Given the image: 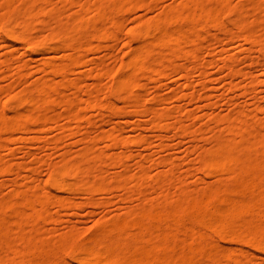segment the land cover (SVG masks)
<instances>
[{"label":"bare ground","instance_id":"6f19581e","mask_svg":"<svg viewBox=\"0 0 264 264\" xmlns=\"http://www.w3.org/2000/svg\"><path fill=\"white\" fill-rule=\"evenodd\" d=\"M0 1L3 3L0 7L2 12L0 38L5 42H23L26 45L25 53H35L43 58L41 65L37 66L42 75L39 79L16 92L15 85L16 83L21 85L20 78L24 70V67H17L19 80L4 91L8 99L0 107V135L8 136L4 139L6 144L14 142L12 136L15 133L26 131V124L35 119L36 113L57 100L63 104L74 102L84 106L98 104L93 100L96 88L88 89L85 94L87 98L82 100L79 96L80 80L70 79L69 76L78 68L87 65L99 66L98 62L88 59L90 54L98 50V45L95 43L105 40L116 27L120 26L118 14L124 8H137L145 3V0H119L120 4L116 6L113 5L115 0H86L76 4L75 16L64 20L62 14L47 8L48 0ZM73 5L66 2L64 9L71 10ZM165 11L152 21H140L129 32L132 37L130 44L134 45V52L130 54L127 62H123L113 73L115 82L109 89V94L114 101L107 106L115 113L121 111L135 114L149 113L152 116L151 124L154 129L165 127L164 122L171 115L166 111L158 110L153 105L147 107L141 103V95L138 92L140 81L137 76L147 75L148 72L152 73V78L165 75L172 67L168 63L172 57L184 56L195 61L199 51L196 26L201 25L202 29L208 27L219 31L226 28L222 11L204 2L199 4L187 0L184 4ZM195 11L199 12L198 18ZM106 12L112 15L110 20L104 22L102 17ZM229 13L233 16L232 28L228 30L232 38L236 37L238 30L247 31L251 23L264 24V6L259 2L252 1L242 7H234ZM35 19H40L41 27L47 25L50 20L54 21L53 26H46L49 33L41 39L34 38L29 33L30 25ZM171 23H179L180 27H177L175 32L170 31ZM16 28H20V31ZM259 38L247 31L244 40L253 42ZM53 43L55 45H52ZM167 45L176 46L177 49L169 51ZM59 51L63 52L61 56L63 60L60 62L54 56ZM262 53L264 58V46ZM229 60L233 64L231 57ZM4 66L11 65L8 61L0 59V69ZM227 69L232 75H237L235 65H229ZM189 71V69L184 70L186 78ZM108 73L105 71L100 74L96 79L97 82L103 76H108ZM254 83L253 78L251 85L253 86ZM68 86L73 92L68 96L61 94L60 89ZM159 99L160 97L156 95L152 101L158 102ZM254 113L264 114V107L255 106ZM186 114L188 118L191 117L190 113ZM235 114V116H227L228 118L218 117L217 124L222 123L226 126L224 132L214 138L212 148L205 150L201 156L202 171L205 176L231 177V185H226L224 193L216 189H208L192 197L181 182L175 190L177 200L161 205L160 199L168 200L170 196L167 182L170 181H168L169 177L173 176L174 170V164L166 162L163 164L166 171L155 178L158 187L155 194L159 195L157 199L154 198L149 202L143 196L142 201L145 204L134 212L129 211V215H137V220L98 222L97 234L89 244H73L75 234L70 232L64 239L65 247L62 252L82 264H239V260H236L239 257L237 252L242 254V250L229 249L221 263L211 251L194 246L195 243L204 242L214 236L232 244L248 246L251 250L264 254V134L260 131L264 122L253 119L247 112H235ZM64 119L65 124L60 128L62 132H69L72 124L76 129H80V123L84 120V108L74 110L70 107ZM56 120L57 118L52 117L48 122L55 124ZM183 127L180 126V129L185 132L187 127ZM138 141L144 143L142 139ZM83 144L84 151L81 154L69 159L70 155L66 152L62 154L61 162L51 168L49 178L43 186L44 195L29 194L21 187L14 186L9 198L0 200V251L4 252L3 256L0 252V264H60L57 251L48 249L47 241L42 240L43 235L40 234L41 237L37 235L41 231L39 228L40 231L34 226L37 231L33 230L35 234L31 232L32 236L34 235L33 239L30 235L25 236L30 234V231L22 235L18 233L19 239L16 232L22 228L21 224H29L31 220V223H35L38 227L39 222L44 221L50 204L60 210L75 204L74 198L61 197L53 191L57 193L66 191L73 196L84 193L90 202H93L94 194L107 191V185L103 182L105 172L102 168L106 157L98 150V146L104 144L105 148L117 145L125 147L129 142L120 138L117 130L111 129L94 137H87L83 140ZM1 148L2 143H0ZM252 149H258L259 153L255 156L249 155L248 152L254 151ZM110 160L121 168L125 167L124 156H113ZM42 162H45L43 158L39 159L36 165ZM21 169L23 168L19 165L13 170L11 165L3 163L0 159V174L18 172ZM138 169L139 172L129 178L116 176L119 185L123 188L127 186L131 188L129 185L132 183L136 185L149 182L151 177L148 169L143 165H139ZM26 171L28 174L23 176V181L36 183L34 169L28 168ZM91 176H94L95 181L90 184L87 178ZM25 208L30 210L29 216L28 213L24 214ZM7 211L11 213L8 217L12 214L18 217L13 215V218L17 219L13 222L14 226L12 221L11 223L8 221L10 218H6ZM5 212L7 213L4 214ZM15 223L19 227L15 228ZM11 226L19 231L13 230ZM161 227L164 229L161 230ZM12 232L16 233L14 237L18 240L14 238L15 244L11 238ZM176 235L179 238L182 235L181 240L189 242L187 246L180 247V253H175L171 242L175 240ZM29 236L35 243L28 238ZM169 240L171 243L168 242ZM122 246L127 249L123 250ZM245 255L244 264H252L251 259L255 254L246 252Z\"/></svg>","mask_w":264,"mask_h":264},{"label":"rangeland","instance_id":"374dc122","mask_svg":"<svg viewBox=\"0 0 264 264\" xmlns=\"http://www.w3.org/2000/svg\"><path fill=\"white\" fill-rule=\"evenodd\" d=\"M82 1L86 2V0H48L46 6L48 9L62 14L65 20L67 17L75 16L76 4ZM186 1L145 0L144 5L137 8L126 7L118 14L120 26L116 27L105 40L95 43L98 45L97 52L88 56L90 61L98 62L99 66L87 65L76 69L69 76L70 79L80 80L79 96L82 100L87 98L85 94L88 89L96 88L93 100L97 101L98 104L95 106H84L79 102L63 104L57 100L36 113L35 119L26 124L25 132L15 133L12 136L13 143L6 144L4 139L8 136L0 135V143H2L1 161L11 165L13 170L19 165L23 168L18 172L10 171L0 174V200L8 199L14 186L21 187L23 191H27L29 194L44 195L43 186L49 178L51 168L61 162L62 154L66 152L70 155L69 159L81 154L84 151L83 140L87 137H94L103 131L115 129L119 132L120 138L129 142L125 147L117 145L112 148H105L104 144L98 146V150L106 157L102 168L105 172L103 182L107 185V191L94 194L93 202H90L84 193L73 196L66 191L61 193L53 191L54 194L61 197L74 198L75 204L61 210L50 204L44 221L39 222L38 227L35 223H31V220L29 224H21L20 231L15 229L19 227L16 223L15 228L12 227L14 226L13 222L17 221L13 215L14 217L17 216L12 214V217H8L12 212L10 210H8L10 212L7 211L8 214H6L7 212L4 213L7 215L6 218H10L8 221L10 223L12 221L13 230L19 231H15L16 236L30 231V234L25 236L30 235L33 239V230L39 228L42 232L38 229L41 233L38 231L39 234L37 235H43L42 240L47 241L48 249L57 251L60 264H82L80 261L67 256L64 251L62 252L63 247H65L64 239L70 232L75 234L73 244H89L97 234L98 227L96 225L98 226V222L109 223L122 219L133 222L137 220L136 214L129 215L128 213L129 211L134 212L140 206L142 207V204H145L142 201L143 196L149 202L154 198L157 199L156 197L159 195L155 194L158 189L155 178L161 172L166 171V167L163 166L166 162H172L174 170L173 176L169 177L168 181H170L167 182L170 196L168 200L161 198V205L177 200L175 190L181 185V182L192 197H196L208 189H216L224 193L226 185H231V177L225 175L221 178L216 175L205 176L201 164V156L204 151L212 148L214 138L223 134L226 127L225 124H217L219 121L216 120L221 116H235V112H247L253 119L261 123L264 122V114L254 113L255 106L264 107V58L262 53L264 24L255 22L248 25L247 31L260 37L257 41L246 42L244 37L247 31L245 30H238L235 38H232L228 33V30L232 28L233 20V16L229 13L230 9L245 6L252 1L259 2L261 6H264V0H193L199 4L207 3L212 8L221 10L226 28L219 31L208 27L202 29L201 25L196 26L199 51L195 61L184 56L172 57L168 61L172 67L170 66V71L165 75L152 78V73L148 72L147 75L139 74L137 76L140 81L138 92L141 95V103L147 107L153 105L158 110L166 111L171 115L164 122L165 127L161 129L152 128V116L149 113L135 114L122 111L115 113L108 109V104L114 101L109 94V89L115 82L112 75L123 62H127L130 54L134 52V45L130 44L132 37L129 32L140 21H152L161 12H166L165 10L168 11L169 8L184 4ZM23 2L27 3V1ZM66 2L74 4L71 10L64 9ZM2 4L0 1V7ZM119 4V0L113 2V5L118 6ZM0 14H2L1 11ZM198 14L199 12L195 11L197 18ZM111 15L106 12L102 21L110 20ZM39 22L40 19H35L29 29L31 36L37 39H41L49 33L47 25H54L53 20L42 27ZM178 24H169V30L175 32L176 28L180 27ZM108 26L109 24H107ZM16 30L20 31V28H16ZM25 49L26 45L23 42H5L3 38H0V59L8 61L11 65L0 69V107L8 99L4 91L9 85L13 86L19 80L17 67H24V70L20 78L22 86L18 83L14 84L17 86L16 92L42 76L37 67L43 61L42 56L35 53H25ZM167 49L175 51L177 48L173 45H167ZM62 55L63 52L59 51L54 56L60 62L63 60ZM230 57L233 64L229 60ZM229 65H235L237 75L230 73L227 69ZM185 69L190 70L187 75L188 79L185 77ZM105 71L109 72L108 76H103L97 82L98 76ZM253 78L255 83L252 86ZM60 92L68 96L73 90L68 86L61 88ZM156 95L160 97L159 100L162 102L152 101ZM119 105L121 106V104ZM70 107L74 110L84 108V120L80 123V129H76V126L72 124L69 132H62L60 128L65 124L64 118ZM187 112L190 113V118L187 117ZM52 117L57 118L55 124L48 122ZM180 126L187 127L186 131L183 132ZM260 131L264 134V124ZM140 139L144 143L139 142ZM252 150L254 151L249 150V155L255 156L259 153L257 152L258 149ZM245 152L247 153V151ZM118 155L126 157L124 168L110 160L111 157ZM42 158L45 162L36 165L37 161ZM139 165L148 169L151 180L145 184H128L131 188L120 186L116 176L129 178L136 175L139 172ZM28 168L34 169V178L36 179L34 184L23 181V176L30 172V170L26 171ZM97 172L98 169L95 175ZM87 179L90 184L95 181L94 176ZM149 202L147 203L149 204ZM27 213L29 216V209L24 212V214ZM160 229L163 230L164 228L161 227ZM15 232L11 233L13 237L10 235L14 244L17 240L14 235ZM181 237L176 235L174 241H168L173 243L175 253L180 251L181 246H187L189 243L182 241L183 237ZM17 238L19 239V236ZM38 240L36 239V241ZM194 246L211 251L221 263L229 249H236L243 251L242 254L237 252L239 257L236 260H239V264L246 262V252L255 254V257L251 259L252 264H264V254L251 250L248 246L229 243L219 237L211 236L204 242L195 243ZM122 247L123 250L127 249ZM1 255L3 256L4 252Z\"/></svg>","mask_w":264,"mask_h":264}]
</instances>
